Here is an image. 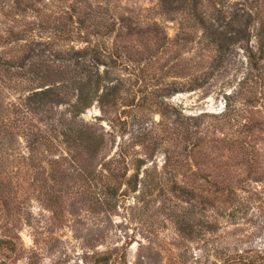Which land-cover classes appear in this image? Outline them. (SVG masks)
<instances>
[{"label":"rangeland","instance_id":"374dc122","mask_svg":"<svg viewBox=\"0 0 264 264\" xmlns=\"http://www.w3.org/2000/svg\"><path fill=\"white\" fill-rule=\"evenodd\" d=\"M244 1L213 0L207 11L217 20L220 5L232 11ZM156 3H67L72 16L131 18L102 37L116 62L100 66L102 85L80 117L104 137L100 147L63 135L76 101L70 63L19 59L24 42L9 32L34 31L40 4L0 14V264L32 256L37 264H242L235 242L264 241V87L242 89L244 44L213 68L203 30L180 33L168 21L156 32ZM57 87L59 105L36 96ZM250 100L247 115L260 129L238 135L224 116ZM122 154L129 166L115 170L127 173L119 181L112 171ZM113 185L114 200L106 196Z\"/></svg>","mask_w":264,"mask_h":264},{"label":"trees","instance_id":"16d2710c","mask_svg":"<svg viewBox=\"0 0 264 264\" xmlns=\"http://www.w3.org/2000/svg\"><path fill=\"white\" fill-rule=\"evenodd\" d=\"M34 1L40 4L36 10L38 22L35 23L37 27L34 31H30L32 28L29 27L19 33L13 30L9 32L11 36L15 37L16 43L24 42L22 46L24 53L19 59L29 62L45 59L52 63H70L69 67L73 70V79L76 84L74 87L76 101L70 105L72 119L69 133H62L67 137L68 142L89 140L92 146L100 147L104 144V137L98 135L93 126L82 123L80 117L91 107L92 101L96 97H93L92 91L97 93L102 85L104 76L100 72V66L102 64L111 66L116 62L114 52L104 44L102 37L114 33L118 24L122 28L127 26L131 18H121L115 13L109 14L108 10L107 12L103 11L104 13L96 12L94 15L79 13L78 16H72L70 10L73 8L67 5L69 0H3L0 2V14L8 15L14 11L34 10L32 7ZM209 3L214 4L213 0H157L156 5L152 8L157 17L153 19L151 27L157 32L162 29L164 23L174 21L180 26V33H184L182 29L186 25L203 30L204 38L201 43H205L210 48L209 52L213 55L211 57L213 68L221 67L225 63L230 64L229 57L232 48L235 45L244 44L249 69L240 81L242 89L248 88L246 87L248 85H251V89L264 87V0L239 2L232 8V11H227L220 5V8L217 9L220 17L217 20L207 11ZM218 4L222 3L218 2ZM228 14L231 16L230 20L226 22L225 15ZM255 24H257L256 27H254ZM92 27L95 31L87 35L86 31ZM253 31L255 32L254 36ZM92 34L96 38V42L90 40ZM253 37L257 40L256 46L252 43ZM77 42H86L87 46L83 49L77 48L75 45ZM46 75L37 74V78H43ZM59 89L61 88H47L38 91L36 96L40 100H47V102L59 105L63 103ZM116 90L117 88H113V92L108 95L115 94ZM248 103L250 104L252 101H247L244 108H234L224 116L230 123L232 122L231 125L238 135L260 129L259 123L248 116L251 113ZM121 157L123 160L116 159L113 162L117 164L112 171V177L114 176L119 181L126 177L127 173L117 174L115 170H118L124 163L127 167L129 166L126 155L122 154ZM141 162L142 159H139V165ZM118 192L119 190L113 185L108 188L106 196L114 200L119 197ZM3 242L0 239V243ZM243 244L245 241L242 240L235 242L237 252L233 259L234 262L264 264V241L259 246L249 245L247 249H240ZM101 257L100 260L105 262L109 259L107 255ZM29 264H37L33 256L30 258Z\"/></svg>","mask_w":264,"mask_h":264}]
</instances>
